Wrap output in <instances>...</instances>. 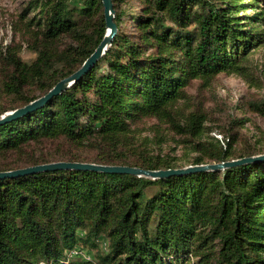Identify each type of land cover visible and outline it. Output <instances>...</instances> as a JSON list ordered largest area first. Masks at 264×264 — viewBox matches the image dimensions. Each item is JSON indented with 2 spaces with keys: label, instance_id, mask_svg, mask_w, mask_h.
I'll return each mask as SVG.
<instances>
[{
  "label": "trees",
  "instance_id": "obj_1",
  "mask_svg": "<svg viewBox=\"0 0 264 264\" xmlns=\"http://www.w3.org/2000/svg\"><path fill=\"white\" fill-rule=\"evenodd\" d=\"M70 1H37L36 57L26 64L8 52L3 92L13 100L0 115L46 94L100 43V0H79L78 9ZM111 1L117 33L106 54L41 108L0 126V172L60 161L174 169L148 154L136 133L144 120L192 143V165L264 154L236 151V136L201 140L203 108L184 121L176 108L191 82L241 72L264 44V0ZM249 109L264 120V101ZM100 235L107 250L95 264H264V161L158 180L67 170L0 180V264L87 263L68 254L97 249Z\"/></svg>",
  "mask_w": 264,
  "mask_h": 264
},
{
  "label": "rangeland",
  "instance_id": "obj_2",
  "mask_svg": "<svg viewBox=\"0 0 264 264\" xmlns=\"http://www.w3.org/2000/svg\"><path fill=\"white\" fill-rule=\"evenodd\" d=\"M39 0H0V110L12 104V97L3 92V84L10 74L5 57L8 52H14L22 62L31 64L36 53L31 49L30 31H36V27L29 26L31 20L39 18ZM42 1V0H40ZM243 2H249L244 0ZM140 4L134 3L135 7ZM81 6L79 0H71L70 9H78ZM77 16V11L72 12ZM251 16V10L245 13ZM258 28V29H257ZM260 32L263 28L257 27ZM248 28H246L247 30ZM63 40L62 45H64ZM241 72L217 75L208 86L195 80L185 88L188 98L180 101L176 108L180 110L182 118L196 110L197 106L203 108L205 114V131L201 140L210 142L216 139L221 145L227 141L228 136H236L238 143L236 151L254 149V153L264 152V120L259 118L249 109L253 101H264V44L249 52L247 59L239 64ZM29 85L27 91L38 92ZM183 113H182V112ZM2 115V114H1ZM243 122L242 126H232V122ZM137 136L147 139L148 154L158 155L159 158L172 163L174 168H183L192 165L195 152L192 143L183 144L182 139L175 136L164 124L155 120H144L136 127ZM108 241L104 235L97 239V249L78 247L86 252L90 261L86 259L74 260L87 262L83 264H95L96 254L107 250ZM190 264L198 263V259L192 257ZM98 264V263H97ZM207 264H217L216 260L210 258Z\"/></svg>",
  "mask_w": 264,
  "mask_h": 264
},
{
  "label": "water",
  "instance_id": "obj_3",
  "mask_svg": "<svg viewBox=\"0 0 264 264\" xmlns=\"http://www.w3.org/2000/svg\"><path fill=\"white\" fill-rule=\"evenodd\" d=\"M103 9V19L105 26V33L96 46L94 51L89 57L85 59L81 67L69 75L57 82L46 94L40 96L39 98L29 102L28 104L7 111L0 115V126L21 118L28 113L41 108L46 104L51 98L57 96L64 92L66 89L71 87L77 80H79L83 75L90 71L96 63L106 54L109 47L111 46L116 33L117 27L114 23L115 11L111 0H100ZM264 161V154H258L254 156L244 157L240 159H235L227 162L211 163V164H200V165H190L183 168L174 169H160V170H147L137 167L130 166H116V165H101L94 163H83V162H51L46 164H40L35 166H29L21 169L0 172V180L5 178H16L26 175H34L39 173L47 172H57V171H89L101 174H123L131 175L138 178H145L149 180L167 179L170 177H182L200 173H210V172H221L225 169L244 165L252 164L256 162Z\"/></svg>",
  "mask_w": 264,
  "mask_h": 264
},
{
  "label": "built area",
  "instance_id": "obj_4",
  "mask_svg": "<svg viewBox=\"0 0 264 264\" xmlns=\"http://www.w3.org/2000/svg\"><path fill=\"white\" fill-rule=\"evenodd\" d=\"M68 256L70 258L72 257H75V258H78V259H86V260H90V257L87 255L86 252H82L81 250L75 248L73 250H71L68 254Z\"/></svg>",
  "mask_w": 264,
  "mask_h": 264
}]
</instances>
